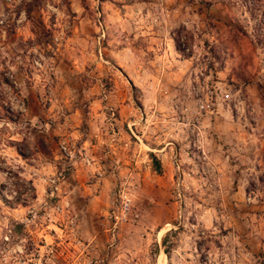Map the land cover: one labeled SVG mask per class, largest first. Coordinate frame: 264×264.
Instances as JSON below:
<instances>
[{
  "label": "rangeland",
  "instance_id": "rangeland-1",
  "mask_svg": "<svg viewBox=\"0 0 264 264\" xmlns=\"http://www.w3.org/2000/svg\"><path fill=\"white\" fill-rule=\"evenodd\" d=\"M1 184L0 264H264V0H0Z\"/></svg>",
  "mask_w": 264,
  "mask_h": 264
},
{
  "label": "trees",
  "instance_id": "trees-1",
  "mask_svg": "<svg viewBox=\"0 0 264 264\" xmlns=\"http://www.w3.org/2000/svg\"><path fill=\"white\" fill-rule=\"evenodd\" d=\"M7 179L10 182L9 185L11 187L10 193L12 194V201H9L2 196L1 200L5 204L27 206L29 202L35 200L36 196L34 187L31 184L26 186L25 182L23 183V180H21L20 176L17 173L7 172ZM4 188H6L5 185L1 184L0 193Z\"/></svg>",
  "mask_w": 264,
  "mask_h": 264
},
{
  "label": "built area",
  "instance_id": "built-area-1",
  "mask_svg": "<svg viewBox=\"0 0 264 264\" xmlns=\"http://www.w3.org/2000/svg\"><path fill=\"white\" fill-rule=\"evenodd\" d=\"M123 197V205H124V208L126 210V207L128 206V200H124V199H127L126 196H122ZM125 212V211H124Z\"/></svg>",
  "mask_w": 264,
  "mask_h": 264
}]
</instances>
